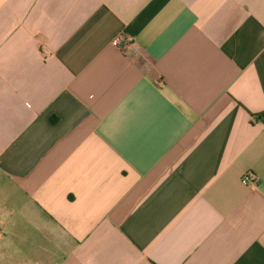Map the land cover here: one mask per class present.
I'll return each instance as SVG.
<instances>
[{"label":"crops","instance_id":"obj_1","mask_svg":"<svg viewBox=\"0 0 264 264\" xmlns=\"http://www.w3.org/2000/svg\"><path fill=\"white\" fill-rule=\"evenodd\" d=\"M0 172L38 264H264V0H0Z\"/></svg>","mask_w":264,"mask_h":264},{"label":"rangeland","instance_id":"obj_2","mask_svg":"<svg viewBox=\"0 0 264 264\" xmlns=\"http://www.w3.org/2000/svg\"><path fill=\"white\" fill-rule=\"evenodd\" d=\"M12 197L10 203L16 206L19 194L3 177L0 172V264H38L43 260L54 258L56 249L54 244L45 242L41 235L25 231L23 226L19 225L16 214H3L4 197Z\"/></svg>","mask_w":264,"mask_h":264},{"label":"built area","instance_id":"obj_3","mask_svg":"<svg viewBox=\"0 0 264 264\" xmlns=\"http://www.w3.org/2000/svg\"><path fill=\"white\" fill-rule=\"evenodd\" d=\"M111 44L114 48L121 51L123 54H131L136 50V42L134 38L123 32L117 33L112 39ZM241 179L243 184H245L246 186H254L258 182V177L251 172H246L245 174H243Z\"/></svg>","mask_w":264,"mask_h":264}]
</instances>
